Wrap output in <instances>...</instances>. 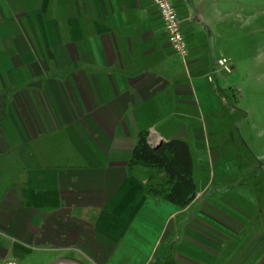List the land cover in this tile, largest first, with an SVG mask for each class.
<instances>
[{
	"label": "crops",
	"instance_id": "crops-1",
	"mask_svg": "<svg viewBox=\"0 0 264 264\" xmlns=\"http://www.w3.org/2000/svg\"><path fill=\"white\" fill-rule=\"evenodd\" d=\"M170 52L152 0H0V264H264L252 165L197 183L188 145L179 207L148 191L162 171L128 164L139 133L189 144L223 100L215 61L172 52L180 72Z\"/></svg>",
	"mask_w": 264,
	"mask_h": 264
},
{
	"label": "rangeland",
	"instance_id": "rangeland-1",
	"mask_svg": "<svg viewBox=\"0 0 264 264\" xmlns=\"http://www.w3.org/2000/svg\"><path fill=\"white\" fill-rule=\"evenodd\" d=\"M189 1L198 18L193 15V21L182 22L188 53L194 49L204 63L225 57L232 67L229 73L212 75L223 89V100L218 99L214 110L203 111L200 115L203 134L201 138L193 136L188 144L196 182L210 183L211 171L217 175L219 168L232 171L245 164L252 165L254 176L247 179L251 191L261 201L264 196V0ZM169 56L171 64L175 61V67L182 72L181 59L175 60L172 52ZM188 57L189 54L186 60ZM214 150H220L223 159L212 168L203 156ZM215 186H207L206 192ZM8 261L18 264L14 259L1 264ZM35 263L34 258L28 262Z\"/></svg>",
	"mask_w": 264,
	"mask_h": 264
},
{
	"label": "trees",
	"instance_id": "trees-1",
	"mask_svg": "<svg viewBox=\"0 0 264 264\" xmlns=\"http://www.w3.org/2000/svg\"><path fill=\"white\" fill-rule=\"evenodd\" d=\"M146 137V131L139 133L128 164L150 166L162 171L164 177L161 183L148 188V191L162 195L179 207L188 205L194 198L196 189L187 142L172 138L151 146Z\"/></svg>",
	"mask_w": 264,
	"mask_h": 264
},
{
	"label": "built area",
	"instance_id": "built-area-1",
	"mask_svg": "<svg viewBox=\"0 0 264 264\" xmlns=\"http://www.w3.org/2000/svg\"><path fill=\"white\" fill-rule=\"evenodd\" d=\"M182 1L185 2L186 0H180L178 2L174 0H152V4L155 13L163 23V30L167 35L171 51L179 57L184 58L188 54V42L182 30L183 23L181 16L178 13L180 10L179 3ZM215 64L217 70H214L213 73H229L231 71L232 67L225 57L217 58ZM146 140L150 145H153L159 141V137L150 133L147 135ZM6 264H12V262L8 261Z\"/></svg>",
	"mask_w": 264,
	"mask_h": 264
},
{
	"label": "water",
	"instance_id": "water-1",
	"mask_svg": "<svg viewBox=\"0 0 264 264\" xmlns=\"http://www.w3.org/2000/svg\"><path fill=\"white\" fill-rule=\"evenodd\" d=\"M162 139L160 138L155 144L151 146H156ZM49 264H83L80 261L73 258L59 257L52 260Z\"/></svg>",
	"mask_w": 264,
	"mask_h": 264
},
{
	"label": "flooded vegetation",
	"instance_id": "flooded-vegetation-1",
	"mask_svg": "<svg viewBox=\"0 0 264 264\" xmlns=\"http://www.w3.org/2000/svg\"><path fill=\"white\" fill-rule=\"evenodd\" d=\"M185 2H186V4H187V3H188V0H186Z\"/></svg>",
	"mask_w": 264,
	"mask_h": 264
}]
</instances>
